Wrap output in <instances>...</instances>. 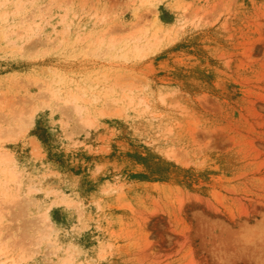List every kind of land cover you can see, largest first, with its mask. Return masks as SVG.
Masks as SVG:
<instances>
[{
    "label": "rangeland",
    "instance_id": "obj_1",
    "mask_svg": "<svg viewBox=\"0 0 264 264\" xmlns=\"http://www.w3.org/2000/svg\"><path fill=\"white\" fill-rule=\"evenodd\" d=\"M1 155L0 264H264V0H0Z\"/></svg>",
    "mask_w": 264,
    "mask_h": 264
},
{
    "label": "bare ground",
    "instance_id": "obj_2",
    "mask_svg": "<svg viewBox=\"0 0 264 264\" xmlns=\"http://www.w3.org/2000/svg\"><path fill=\"white\" fill-rule=\"evenodd\" d=\"M28 33H29V32H28ZM28 33L25 32V34H28ZM27 36H28V35H27ZM1 37H2V36H1ZM2 38H4V37H2ZM135 49H136V51H137L138 54H141V51H142V49H143V46L138 44V45L135 46ZM74 98L77 99L78 96L75 95ZM67 101H69V100L67 99ZM68 105H69V104H68ZM76 108H78V107L76 106ZM117 111L121 112L122 110L117 109L116 112H117ZM1 157H3V155L0 156V159H2L1 162L4 161V160H6V157H5V156H4L3 158H1ZM12 177L14 178L15 176L13 175ZM46 217H47V215H46ZM66 262H67V260H66ZM62 263H64V262H62ZM58 264H59V263H58ZM60 264H61V263H60Z\"/></svg>",
    "mask_w": 264,
    "mask_h": 264
}]
</instances>
